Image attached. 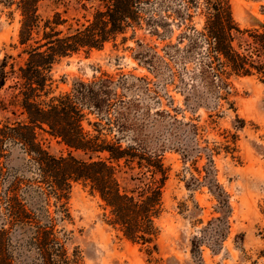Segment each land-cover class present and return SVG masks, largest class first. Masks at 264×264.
Segmentation results:
<instances>
[{"label":"rangeland","instance_id":"1","mask_svg":"<svg viewBox=\"0 0 264 264\" xmlns=\"http://www.w3.org/2000/svg\"><path fill=\"white\" fill-rule=\"evenodd\" d=\"M103 0H45L42 17L58 12L73 27L86 25ZM233 19L240 30L264 24V0H229ZM177 0L153 1L146 6L140 28L133 38L129 29L101 51L63 59L51 76L52 95L70 92L78 82L99 79L112 82L123 115V130L116 127L107 141L121 138V146L135 148L141 156L126 167L120 163L119 177L131 190L152 181L158 160L166 171L161 188L162 212L155 220L157 251L127 241L107 224V211L99 197L82 184L71 188L66 209L69 219L59 221L57 235L75 264H264V84L255 77H231L227 94L218 84L199 75L197 59L176 51L184 48V32L176 11ZM0 5V61L9 56L15 69L18 57L19 15ZM188 24L200 30L204 17L191 11ZM10 79L0 92L5 107L0 120L24 122L17 91ZM221 96V97H219ZM91 122L96 116L89 115ZM92 129V128H91ZM95 134V132H93ZM118 136V137H117ZM40 146L54 157L69 150L59 139L37 130ZM87 159L81 153H73ZM107 155H94L93 159ZM0 230L8 232L3 252L11 264H41L30 246L31 230L8 225L4 194L14 179L29 180L36 174L21 147H13L0 160ZM160 178L159 175L155 177ZM24 203L44 223V201L37 194L20 192ZM51 199L49 211L54 215Z\"/></svg>","mask_w":264,"mask_h":264},{"label":"trees","instance_id":"2","mask_svg":"<svg viewBox=\"0 0 264 264\" xmlns=\"http://www.w3.org/2000/svg\"><path fill=\"white\" fill-rule=\"evenodd\" d=\"M153 1L166 0H103V8L96 10L86 25L73 27L60 13L42 17L39 10L45 0H0V5L19 15L17 47L18 57L25 56L22 65L15 69L5 56L0 61V92L12 79L11 87L17 91L19 108L24 122L0 120V160L15 147H21L29 157L36 174L29 180L14 179L4 194L6 221L31 230L30 246L36 249L41 264H75L57 235L59 221L69 219L66 209L71 188L82 184L91 194L99 197L107 213V224L133 244L146 246L148 253L157 251L154 244L158 235L155 220L162 212L161 188L166 171L157 160L147 164L152 181L142 187L127 189L120 177V163L131 166L141 156L135 148L121 146V138L107 141L102 130L105 122L108 133L116 127L123 130V115L119 107L123 101L111 88L108 79L96 82H78L70 92L52 95L54 81L51 72L63 59L80 54L89 55L101 51L108 43L120 37L125 43L126 32L140 28L143 12ZM177 15L184 32L179 43L184 48L176 51L185 58L193 57L200 63L199 75L207 82L218 84L227 94L231 77H255L264 84V24L251 30H240L235 23L229 0H177ZM191 11H199L203 17L200 30L191 27ZM222 96V95H221ZM219 96V97H221ZM5 103L0 97V109ZM89 115L96 116L91 122ZM92 128V129H91ZM37 130L60 142L69 150L65 157H54L37 141ZM95 132V134H93ZM73 153H81L80 159ZM105 158L93 159L94 155ZM0 167V174H1ZM159 175L160 178L155 177ZM29 190L44 201V223L35 217L20 196ZM52 204L54 215L49 211ZM264 220V202L261 208ZM6 229L0 230V264H11L3 252ZM264 240V228L262 231ZM264 254V251L262 252Z\"/></svg>","mask_w":264,"mask_h":264}]
</instances>
